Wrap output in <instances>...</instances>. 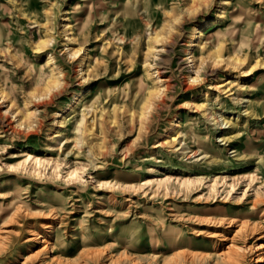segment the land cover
Returning a JSON list of instances; mask_svg holds the SVG:
<instances>
[{
	"label": "rangeland",
	"instance_id": "obj_1",
	"mask_svg": "<svg viewBox=\"0 0 264 264\" xmlns=\"http://www.w3.org/2000/svg\"><path fill=\"white\" fill-rule=\"evenodd\" d=\"M0 264H264V0H0Z\"/></svg>",
	"mask_w": 264,
	"mask_h": 264
},
{
	"label": "bare ground",
	"instance_id": "obj_2",
	"mask_svg": "<svg viewBox=\"0 0 264 264\" xmlns=\"http://www.w3.org/2000/svg\"><path fill=\"white\" fill-rule=\"evenodd\" d=\"M39 47H41V44H40V46ZM86 62H89V59H87V61Z\"/></svg>",
	"mask_w": 264,
	"mask_h": 264
}]
</instances>
